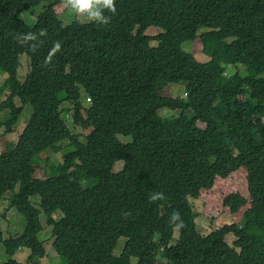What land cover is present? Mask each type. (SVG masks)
<instances>
[{"label": "trees", "instance_id": "16d2710c", "mask_svg": "<svg viewBox=\"0 0 264 264\" xmlns=\"http://www.w3.org/2000/svg\"><path fill=\"white\" fill-rule=\"evenodd\" d=\"M263 3L116 0L117 13H107L109 25L64 26L58 13L67 8L57 10L61 0H0V76H6L0 92L9 94L0 103V113L8 110L0 128L14 133L24 107H33L18 141L0 155V199L19 186L10 208L26 218L20 236L3 240L0 264H21L14 257L22 248L30 250L26 264H40L46 255L39 240L42 212L64 264H132L134 258L136 264H264ZM24 12L36 16L33 27ZM151 27L163 32L150 36ZM41 28L47 35L39 38L43 43L35 54L14 39ZM55 41L62 50L54 67L45 68ZM197 41L208 62L189 51ZM23 56L30 68L21 82ZM230 66H238L233 74ZM181 82L186 98L162 95ZM83 99H89V110ZM83 109L93 130L82 142L64 115L73 111L74 123L81 125ZM161 109L181 112L165 118L158 115ZM64 141L74 150L51 167L53 176L36 178L40 156L58 152ZM119 161L124 167L115 173ZM240 169L247 172L250 197L232 194L224 205L235 214L250 204L242 223L200 234L189 199L198 200L217 179ZM87 179L94 186L84 188ZM156 193L165 198L151 201ZM35 196L42 211L30 201ZM58 211L63 216L55 220ZM175 211L183 228L169 221ZM121 238L126 242L117 256Z\"/></svg>", "mask_w": 264, "mask_h": 264}, {"label": "rangeland", "instance_id": "374dc122", "mask_svg": "<svg viewBox=\"0 0 264 264\" xmlns=\"http://www.w3.org/2000/svg\"><path fill=\"white\" fill-rule=\"evenodd\" d=\"M49 3H43L42 6L36 9V14H40L43 10L44 6H48ZM264 5V3H263ZM64 8L63 5H59L58 9ZM28 12L23 13V17L26 20V23L33 27L36 23V16H32L27 14ZM60 20L63 22L64 26L70 25L72 22L77 21L79 23H88L89 21L82 16L76 15L70 9L63 10V13L59 14ZM163 30L158 27H151L147 30V33L150 36H157L162 33ZM146 33V34H147ZM152 46H156L157 42H152ZM189 44H185L184 48ZM202 46L197 41L190 48L189 51L194 54L196 59L202 63L208 62L209 58L202 54ZM235 67L238 66H230L228 68V74H233L235 71ZM30 61L26 56L21 57V69L19 71V80L24 82L26 75L29 72ZM242 68V67H241ZM241 74H246L245 69H241ZM6 80V76H0V91ZM185 83L181 82L178 84L169 85L165 88L161 93L165 97H173V98H186V88ZM8 92L1 93L0 92V103L5 101L8 97ZM83 106L85 110H89L91 108L90 102L86 99H83ZM17 105L21 106V103L16 99ZM66 107V105H65ZM82 110V114L84 115V122L81 125H76L74 123L73 111L71 113L65 114L64 118L67 122L72 134L75 135L83 142L85 137L91 133L93 127L88 121V115L85 110ZM180 110L173 111L168 109H161L158 111V115L160 117H177L180 115ZM7 112L0 113V122L7 116ZM33 114V107L31 105H27L24 107L23 113L21 115L20 121L16 126L15 132L12 134L6 135L4 132V128H0V155L7 150V144L13 143L15 144L20 134L22 133L25 126L28 124L29 119ZM203 124H199V127L203 128ZM121 142H129L131 141L130 137L119 136L118 137ZM60 150L58 152L49 150L43 153L38 160V165L36 166V178L44 179L46 177L53 176L51 174V167L58 166L63 162V157L66 153L74 150V147L70 145L69 141H64L58 145ZM124 162L119 161L114 165L113 171L118 173L123 170ZM246 170L240 169L236 173L232 174L227 179H217L214 187L211 190H205L201 193L200 198L198 200L194 198H190V203L193 206L195 213L198 215L196 219L197 229L200 234L206 236L211 232L225 226L231 224H241L243 221V216L246 211L249 209L250 204L243 206L239 212L233 214L228 207L224 205V200L226 197L232 194H240L246 199H249V192L247 187V176ZM96 183L95 180L87 179L81 182V185L84 188L92 187ZM19 186L15 188L14 191L8 192L5 194L3 198L0 199V263L5 260V247L3 244V240H7L9 238H16L20 236L25 228H26V218L20 213L15 207L10 208V202L14 194L18 193ZM31 203L39 210H41L40 206V196H35L30 198ZM42 211V210H41ZM63 214L58 211L53 217L55 220H60ZM40 221L43 225V231L39 234V240L43 242L44 247L46 249V255L44 258L40 259V264H64L63 260L58 256L57 252L53 247L54 236L52 233L53 228L47 224L46 216L42 212L40 214ZM179 236V230H175L174 243L176 242ZM234 236L229 235L227 237V242L232 246L234 241ZM126 239L121 238L119 244L114 252L115 255H120L122 249L125 245ZM30 255V250L27 248H22L15 255L14 259L21 264H26L27 259ZM137 259H132V264H136Z\"/></svg>", "mask_w": 264, "mask_h": 264}, {"label": "clouds", "instance_id": "9594fccd", "mask_svg": "<svg viewBox=\"0 0 264 264\" xmlns=\"http://www.w3.org/2000/svg\"><path fill=\"white\" fill-rule=\"evenodd\" d=\"M61 2L65 8L70 9L76 15L82 16L87 21L94 22L97 25H109L112 15L117 13L116 0H61ZM107 13H111L112 15H108ZM46 35L47 29L41 28L38 32L17 34L14 39L18 44L28 46L29 50L35 54L39 45L43 43L39 38ZM61 50L62 42L55 41L45 56L42 66L45 68H53L56 54L61 52ZM164 198L163 193H156L150 196L149 199L151 201H157L163 200ZM169 221L175 228H183L185 226L183 218L178 211L171 214Z\"/></svg>", "mask_w": 264, "mask_h": 264}, {"label": "bare ground", "instance_id": "6f19581e", "mask_svg": "<svg viewBox=\"0 0 264 264\" xmlns=\"http://www.w3.org/2000/svg\"><path fill=\"white\" fill-rule=\"evenodd\" d=\"M89 101V99H87Z\"/></svg>", "mask_w": 264, "mask_h": 264}]
</instances>
